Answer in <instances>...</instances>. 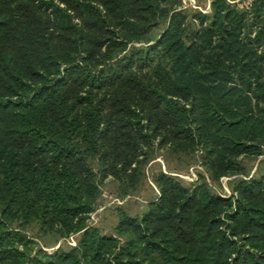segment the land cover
<instances>
[{"label":"trees","instance_id":"obj_1","mask_svg":"<svg viewBox=\"0 0 264 264\" xmlns=\"http://www.w3.org/2000/svg\"><path fill=\"white\" fill-rule=\"evenodd\" d=\"M156 151L204 173L159 170L139 215L89 224ZM262 154L264 0H0V264H264V165L242 163Z\"/></svg>","mask_w":264,"mask_h":264},{"label":"rangeland","instance_id":"obj_2","mask_svg":"<svg viewBox=\"0 0 264 264\" xmlns=\"http://www.w3.org/2000/svg\"><path fill=\"white\" fill-rule=\"evenodd\" d=\"M184 2L191 8L208 10V0H184ZM261 159H264V154L256 158L243 157L242 163L250 175H257L259 167L264 165ZM159 170L175 175L185 184L196 179L198 173H204L195 156H169L164 151H156L144 168V178L131 194L119 197L116 182L109 177L103 181L97 204L88 220L89 224L97 226L103 233L110 234L117 222V208H122L131 215H139L146 208L147 202L157 196L158 191L152 181V175ZM231 178L221 177L218 183H212V188L218 193L227 194L228 182ZM28 234L33 235L37 244L47 253H53L58 246L68 247L75 242V235L68 238H58L54 234L38 236L33 228Z\"/></svg>","mask_w":264,"mask_h":264},{"label":"built area","instance_id":"obj_3","mask_svg":"<svg viewBox=\"0 0 264 264\" xmlns=\"http://www.w3.org/2000/svg\"><path fill=\"white\" fill-rule=\"evenodd\" d=\"M230 3H238L239 6H248L251 0H227Z\"/></svg>","mask_w":264,"mask_h":264}]
</instances>
